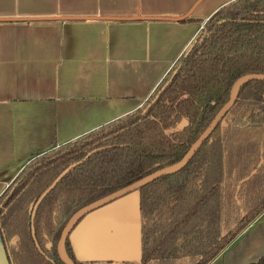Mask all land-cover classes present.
<instances>
[{
    "label": "trees",
    "instance_id": "16d2710c",
    "mask_svg": "<svg viewBox=\"0 0 264 264\" xmlns=\"http://www.w3.org/2000/svg\"><path fill=\"white\" fill-rule=\"evenodd\" d=\"M248 73H264V0L221 5L140 107L25 163L0 195V238L10 264H64L56 245L68 218L180 160L235 79ZM236 96L180 170L136 190L139 260L79 261L67 237L74 264H210L264 211V80L244 83ZM79 161L31 219L41 193ZM249 264H264V255Z\"/></svg>",
    "mask_w": 264,
    "mask_h": 264
},
{
    "label": "crops",
    "instance_id": "0c3cea01",
    "mask_svg": "<svg viewBox=\"0 0 264 264\" xmlns=\"http://www.w3.org/2000/svg\"><path fill=\"white\" fill-rule=\"evenodd\" d=\"M230 1L0 0V195L34 155L140 107L205 20ZM115 211L126 219L118 239L108 224L107 246L84 247L80 237L92 228L82 226ZM74 232L79 261H138V193L91 212ZM262 255L264 211L210 264ZM0 264H10L1 238Z\"/></svg>",
    "mask_w": 264,
    "mask_h": 264
},
{
    "label": "water",
    "instance_id": "95a60500",
    "mask_svg": "<svg viewBox=\"0 0 264 264\" xmlns=\"http://www.w3.org/2000/svg\"><path fill=\"white\" fill-rule=\"evenodd\" d=\"M254 79L258 80H264V73H248L238 76L237 79L233 82L229 89L228 94V100L222 105V107L216 112L214 117L210 120V122L206 125V127L203 129V131L200 133V135L190 144L189 149L184 153V155L181 157L180 160L177 162L162 167L158 170L153 171L150 174L145 175L144 177L134 181L133 183L126 185L120 189H117L99 199H96L81 208L77 209L67 220L65 225L63 226L59 239L57 241L56 245V251L58 254L59 259L64 264H74L70 258L68 257L65 249V241L66 238L71 236L73 230L77 227V223L79 220L84 216H86L88 213L110 203L111 201L126 195L128 193L134 192L143 185L149 183L150 181L166 174L174 173L178 170H180L187 161L191 158L193 153L200 147L201 143L206 139V137L213 131L212 129L216 126V124L221 120L222 116L225 114V112L233 105L237 98V92L241 85L244 83H247L248 81H252ZM80 163L76 162L72 165H69L67 168H65L55 179L54 181L41 193V195L38 197L37 201L35 202L32 213H31V219L33 218L34 211L38 204L41 202V200L44 198V196L55 186V184L74 166L78 165ZM82 218V219H83Z\"/></svg>",
    "mask_w": 264,
    "mask_h": 264
},
{
    "label": "rangeland",
    "instance_id": "374dc122",
    "mask_svg": "<svg viewBox=\"0 0 264 264\" xmlns=\"http://www.w3.org/2000/svg\"><path fill=\"white\" fill-rule=\"evenodd\" d=\"M125 196V195H123ZM123 196L113 200V201H116L120 198H122ZM111 201V202H113ZM110 202V203H111ZM105 206V205H104ZM103 207V206H102ZM101 208V207H100ZM99 209V208H98ZM97 210V209H96ZM95 211V210H94ZM93 212V211H92ZM91 213V212H90ZM90 213H88L87 215H89ZM86 215V216H87ZM84 216V218L86 217ZM83 218V219H84ZM126 220L125 218L121 217L120 214L115 211L114 213L108 215V214H105L103 217H101L94 226L93 225V221L91 222H87V224L85 226H82V227H85V231L88 232L91 228V233L88 234V235H81L80 237V242L81 244L86 247V248H90V249H95L96 247H100V248H104L105 246L108 245L109 243V231L107 232V229L106 227L108 226V224L111 226L109 229L111 230V235L113 239H118V237L114 236L116 235L115 233L116 232H119L122 228V225H123V221ZM113 222V223H111ZM86 226H88V228H86ZM93 227L96 228V233L93 232ZM126 228H128V226H126ZM129 230V229H127ZM113 231V233H112ZM134 236V235H133ZM70 237H76V232H72L71 236ZM96 245V246H95ZM100 245V246H99ZM76 256V255H75Z\"/></svg>",
    "mask_w": 264,
    "mask_h": 264
}]
</instances>
